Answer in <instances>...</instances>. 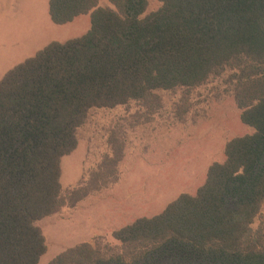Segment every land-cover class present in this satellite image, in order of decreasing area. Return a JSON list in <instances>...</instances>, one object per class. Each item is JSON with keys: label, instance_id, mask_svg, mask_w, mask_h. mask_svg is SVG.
Instances as JSON below:
<instances>
[{"label": "trees", "instance_id": "trees-1", "mask_svg": "<svg viewBox=\"0 0 264 264\" xmlns=\"http://www.w3.org/2000/svg\"><path fill=\"white\" fill-rule=\"evenodd\" d=\"M50 0L56 25L91 15L82 37L54 41L0 80V264H38L46 244L36 221L74 206L61 159L95 109L230 84L254 133L231 140L197 195L183 194L49 264H264V0ZM259 221L256 226V222Z\"/></svg>", "mask_w": 264, "mask_h": 264}, {"label": "rangeland", "instance_id": "rangeland-1", "mask_svg": "<svg viewBox=\"0 0 264 264\" xmlns=\"http://www.w3.org/2000/svg\"><path fill=\"white\" fill-rule=\"evenodd\" d=\"M48 1L23 0L18 11L11 0H0V80L49 43L90 30V14L53 24ZM100 6L112 7L109 0ZM161 7L150 0L144 17ZM230 87L215 78L192 89L156 91L151 99L92 110L78 131L77 148L60 162L63 194L80 187L88 194L36 221L46 244L38 264L97 237L115 244V231L162 214L183 194L197 195L210 167L226 161L227 144L254 133L241 121Z\"/></svg>", "mask_w": 264, "mask_h": 264}, {"label": "crops", "instance_id": "crops-1", "mask_svg": "<svg viewBox=\"0 0 264 264\" xmlns=\"http://www.w3.org/2000/svg\"><path fill=\"white\" fill-rule=\"evenodd\" d=\"M22 1L23 0H11V5H12V7H13V9H16V10H20V6H21V3H22ZM49 2H50V0L48 1V7H49ZM2 4H4L3 2H2ZM46 4H47V2H46ZM0 7H2L3 8V6L0 4ZM50 16V15H49ZM76 20V19H75ZM73 23V22H72ZM54 24V23H53ZM70 24V23H69ZM56 25V24H55ZM65 25H67V24H65ZM57 26H64V25H57ZM28 59V58H27ZM17 61H20V60H17ZM13 64L14 63H16V62H12ZM20 63H22V62H20ZM12 64V65H13ZM4 74V70L0 73V75H3Z\"/></svg>", "mask_w": 264, "mask_h": 264}]
</instances>
